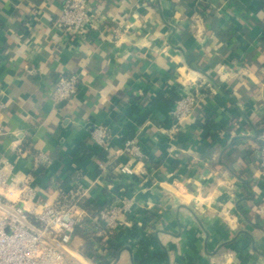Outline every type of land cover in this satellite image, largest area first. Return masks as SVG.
<instances>
[{
	"label": "crops",
	"instance_id": "1",
	"mask_svg": "<svg viewBox=\"0 0 264 264\" xmlns=\"http://www.w3.org/2000/svg\"><path fill=\"white\" fill-rule=\"evenodd\" d=\"M61 1L0 0V160L39 201H131L110 237L88 240L93 260L75 234L67 264H264L258 0H87L84 40L55 26ZM60 75L80 85L55 106ZM172 92L198 98L174 130L177 100H154ZM98 126L105 147L91 141ZM130 140L142 159L121 154ZM120 164L135 175L119 176Z\"/></svg>",
	"mask_w": 264,
	"mask_h": 264
},
{
	"label": "built area",
	"instance_id": "2",
	"mask_svg": "<svg viewBox=\"0 0 264 264\" xmlns=\"http://www.w3.org/2000/svg\"><path fill=\"white\" fill-rule=\"evenodd\" d=\"M93 22L87 0H62L55 26L66 38L84 40ZM80 85L76 75H60L50 90L55 106L72 99ZM198 98L188 94L173 103L172 130L188 119ZM0 109L3 105L0 104ZM94 144L105 147L110 139L106 126L96 127L90 135ZM121 154L140 160L143 155L134 141H126ZM45 155H39L36 166L48 164ZM257 162L264 171V138L257 152ZM12 166L0 160V264H67L71 258L70 246L76 228L91 231L92 236L105 239L120 225V218L131 212V201L117 198L121 204L111 203L94 216L81 208L79 200L68 203L39 201L35 188L27 177L13 173ZM119 176L135 175L128 164L116 167ZM93 238V237H92Z\"/></svg>",
	"mask_w": 264,
	"mask_h": 264
},
{
	"label": "trees",
	"instance_id": "3",
	"mask_svg": "<svg viewBox=\"0 0 264 264\" xmlns=\"http://www.w3.org/2000/svg\"><path fill=\"white\" fill-rule=\"evenodd\" d=\"M258 8L260 10H262L264 12V0H258ZM179 96L175 93H171L168 96H165L164 94H159L155 97V102L157 101H164L165 103H172L175 100H178ZM78 199V198H77ZM79 200V205L81 208L85 209L86 211H88L92 216H94L99 210H101L102 208H104L105 206H98L95 202H89L88 200L84 199V198H80ZM71 202V200L69 199V197L67 198H63L60 199L59 201H57L56 203L59 204H63V203H68ZM75 234L80 235L84 240H85V248L82 251V254L84 257L88 258V259H94V255L92 252V243H90L88 240L92 237H94L96 239V241L100 242L101 237H95L92 236L91 233H89L88 231L82 229V228H76L75 229ZM111 258L114 259L115 258V253L111 254Z\"/></svg>",
	"mask_w": 264,
	"mask_h": 264
},
{
	"label": "rangeland",
	"instance_id": "4",
	"mask_svg": "<svg viewBox=\"0 0 264 264\" xmlns=\"http://www.w3.org/2000/svg\"><path fill=\"white\" fill-rule=\"evenodd\" d=\"M89 233L93 234L91 231H89Z\"/></svg>",
	"mask_w": 264,
	"mask_h": 264
}]
</instances>
